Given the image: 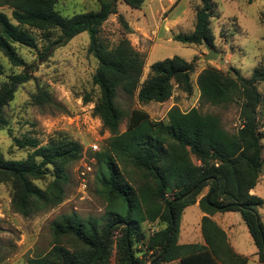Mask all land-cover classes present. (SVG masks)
<instances>
[{"label":"trees","instance_id":"1","mask_svg":"<svg viewBox=\"0 0 264 264\" xmlns=\"http://www.w3.org/2000/svg\"><path fill=\"white\" fill-rule=\"evenodd\" d=\"M97 2L96 9L63 16L56 9L57 0H0V6L11 9V17L0 11V53L13 67L22 68L0 85V130L7 126L5 107L17 87L32 78V67L17 53L15 44L36 48V30L44 41L41 57L81 32L88 34L86 51L96 61L91 82L97 96L85 95L83 101H93L92 114L109 133L103 149L95 153L107 203L105 218H83L74 212L56 217L51 222L52 247L28 263L247 264V257L232 249L224 230L211 219L217 212L236 211L258 262L264 264V222L257 211L264 200L250 192L264 164L258 117L263 97L256 86L264 82V69L256 68L247 77L235 68L222 72L208 66L196 75L201 105H239L240 126L235 132L226 131L215 114L198 108L183 112L176 106L170 109L167 122L132 109L120 131L123 112L117 104L118 89L140 103L165 102L174 90L189 95L196 65L179 56L165 58L152 63L141 82L144 57L124 36L131 27L117 12V0ZM124 2L138 9L145 0ZM111 14H116L123 31L113 44L99 34ZM214 15L210 0H200L194 9L193 31L173 34L172 39L193 46L207 42L213 47L209 19ZM29 101L39 107L53 103L43 86L36 87ZM14 143L32 152L18 160L5 159L0 152V183L10 184L13 210L28 217L60 204L69 181L68 167L81 157V144L62 135L50 137L44 145L31 137L14 138ZM45 179L43 187L36 183ZM195 203L203 213V243L179 244L182 214ZM144 222H157L160 228L147 236L141 228ZM146 252L151 253L150 259Z\"/></svg>","mask_w":264,"mask_h":264},{"label":"rangeland","instance_id":"2","mask_svg":"<svg viewBox=\"0 0 264 264\" xmlns=\"http://www.w3.org/2000/svg\"><path fill=\"white\" fill-rule=\"evenodd\" d=\"M179 0L175 1V4ZM182 0L181 2H184ZM214 5V16L209 19V27L214 36L213 49L219 52L215 60H203L206 53L204 45H187L172 39L173 34H189L194 29V9L200 0L190 1V15L184 18L181 25L164 31L162 25L165 18L171 17L170 0H145L140 8L127 5L124 0H117V12L122 14L131 33L124 35L131 45L144 57V68L141 82L147 77L149 66L165 58L179 56L195 63V72L191 74L192 93L174 90L165 102L140 103L135 97H127L117 90V104L123 112L119 130L123 131L132 109L144 110L154 121L167 122L168 113L174 106L185 112L198 108L201 112L219 116L222 127L228 132H235L240 126L239 105L226 107L201 105L199 91L195 84L196 75L203 68L212 66L222 72H230L235 68L249 77L256 68L264 69V1L262 0H210ZM97 0H57L56 9L63 16H70L96 9ZM0 11L11 17V9L1 5ZM160 23L155 39H148L155 24ZM140 28V29H139ZM143 31L144 33L140 34ZM122 29L111 14L101 24L99 34L110 44L117 42L122 36ZM36 48L15 44L17 53L27 65L32 67V78L20 84L13 100L5 107L8 123L0 130V152L5 159H24L31 152L29 147L19 148L14 138H36L40 145L47 143L52 136H68L82 146L81 157L68 167L69 181L65 187V198L57 206L35 215L24 217L15 212L11 206V188L9 183H0V264H29L33 257L46 254L52 247L51 222L63 214L76 213L79 216L105 218L107 203L99 182V165L95 153L90 152L89 145L96 143L102 150L109 137L102 128L101 121L92 114L93 101L85 103L83 97L95 99L97 89L91 82L96 67L95 59L87 53L88 34L81 32L65 45L55 47L45 57H41L44 41L39 31L34 30ZM151 44V46H150ZM0 85L8 75L19 73L21 67H13L0 53ZM37 86L45 87L51 94L53 103L42 107L29 101L30 94L36 92ZM257 89L263 100L258 109L261 123L260 130L264 157V82L257 83ZM93 158V161L91 159ZM90 166L86 174L85 188L80 185L79 171L84 164ZM48 179L36 181L43 187ZM253 193L264 200V164L258 183ZM264 222V204L257 208ZM200 211L196 206L185 209L180 220L181 234L179 241L203 243L198 226ZM214 221L223 227L230 236V241L248 258L247 264H260L255 255V246L236 211L217 212ZM142 230L148 236L160 228L157 222H144ZM115 252V244L113 254ZM146 259L151 253H145Z\"/></svg>","mask_w":264,"mask_h":264},{"label":"crops","instance_id":"3","mask_svg":"<svg viewBox=\"0 0 264 264\" xmlns=\"http://www.w3.org/2000/svg\"><path fill=\"white\" fill-rule=\"evenodd\" d=\"M171 1V4L168 6V8L170 9L172 7L173 4H175V1ZM182 0H179L173 7H172V10H171V17L170 18H165V21L163 22V26L165 29L164 31H168V32H172V29L181 25L184 21V18L186 16H189L190 15V1L191 0H185L184 2H181ZM160 25V23L158 22V24H155L154 26H156L155 28H153L151 30V35L149 36L148 35V39H150V37L152 39H155L156 36H157V29H158V26ZM140 29V28H139ZM142 33H144L143 31H140ZM176 34V33H175ZM151 46V44H150ZM254 189V188H253ZM253 189L250 191L251 193H253ZM190 206H196L198 207L197 203L193 204V205H190ZM189 207V206H188ZM187 208V207H186ZM185 208V209H186ZM184 209V211H185ZM199 209V208H198ZM200 211V210H199ZM184 213V212H183ZM216 214V213H215ZM214 214V215H215ZM183 215V214H182ZM203 213L200 211V214H199V222H198V226H199V230H200V219L202 217ZM214 215L211 216V219L214 221ZM215 222V221H214ZM216 223V222H215ZM217 224V223H216ZM220 226V225H219ZM221 227V226H220ZM224 232L226 233V236H227V239H228V242L230 244V246L232 247V249L238 253V254H241V255H244L241 253V251H239L236 246L230 241V236L228 234V232L223 228L221 227ZM181 234V228H180V231H179V236ZM201 235V233H200ZM179 236H178V243L179 244H187V243H197V242H188V241H184V242H181L179 241ZM202 237V236H201ZM203 240V239H202ZM255 252H256V248H255ZM256 255V254H255ZM245 256V255H244ZM257 257V256H256ZM247 263H248V258H247ZM164 264H179V262L177 260H174V261H171V262H167V263H164Z\"/></svg>","mask_w":264,"mask_h":264},{"label":"built area","instance_id":"4","mask_svg":"<svg viewBox=\"0 0 264 264\" xmlns=\"http://www.w3.org/2000/svg\"><path fill=\"white\" fill-rule=\"evenodd\" d=\"M172 1H176V0H172ZM98 145L96 143L90 144L89 145V150L90 152H96L98 151ZM91 161H93V158L91 159ZM84 168L82 170L79 171V177H80V185L82 186V188H85V178H86V174L88 173V171H90V166L85 163Z\"/></svg>","mask_w":264,"mask_h":264},{"label":"water","instance_id":"5","mask_svg":"<svg viewBox=\"0 0 264 264\" xmlns=\"http://www.w3.org/2000/svg\"><path fill=\"white\" fill-rule=\"evenodd\" d=\"M206 53L202 56L203 60H215L219 56V52L213 49L207 42L203 43Z\"/></svg>","mask_w":264,"mask_h":264}]
</instances>
